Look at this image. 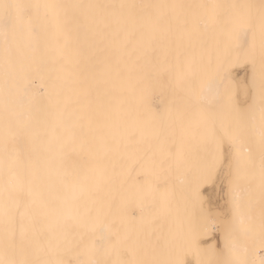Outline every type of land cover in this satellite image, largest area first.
Segmentation results:
<instances>
[{
    "label": "bare ground",
    "instance_id": "obj_1",
    "mask_svg": "<svg viewBox=\"0 0 264 264\" xmlns=\"http://www.w3.org/2000/svg\"><path fill=\"white\" fill-rule=\"evenodd\" d=\"M263 94L264 0H0V264H126L132 226L153 204L188 212L189 196L175 199L184 186L208 195L219 222L231 218L232 199L253 190V179L229 175L250 150L239 130L208 139L224 157L210 185L202 171L188 178L165 167H176L185 145L174 146L182 116L238 110L260 119ZM247 203L241 226L255 210ZM207 219L179 238L208 248L222 241ZM241 243L237 252L264 264V245Z\"/></svg>",
    "mask_w": 264,
    "mask_h": 264
},
{
    "label": "rangeland",
    "instance_id": "obj_2",
    "mask_svg": "<svg viewBox=\"0 0 264 264\" xmlns=\"http://www.w3.org/2000/svg\"><path fill=\"white\" fill-rule=\"evenodd\" d=\"M235 67H237L236 69L238 70V69H241L243 66L242 65H240V64H237L236 66H234V69H235ZM240 67V68H239ZM231 84H233V83H230V86H232L233 87V85H231ZM230 86H228L229 87V89H231L232 87H230ZM258 100H257V103H258V105L260 104V105H262L263 107H264V94L263 95H261L260 97H258L257 98ZM262 99V100H261ZM260 100V101H259ZM241 111H238L237 110V112H235L236 114H237V116L236 115H233V114H235V113H233L232 112V115H230L231 113H229L228 115L226 114V112H222V113H217V111H215V112H205V113H197V114H190L188 117L187 116H182L181 117V119L179 120V122L180 123H182L183 122V124L179 127V128H177L176 130H178L177 132H176V143L174 144V146H176V147H179L180 148V143L181 142H185V145H184V147H183V150H180L179 151V154L177 155V157H176V163L177 164H175L176 165V167H165V170L166 169H168V170H173L174 172H181L182 173V175L183 176H186V177H188V178H190V177H194L195 175H197L199 172H201L200 174V177H204V178H206V180H207V182L205 183V186H207V185H210L211 184V181L210 180H212V179H214L215 178V176L217 175V172H219L221 169H222V167H223V163H224V157H222V154H220L221 153V151H220V148H218L216 145H214V144H212V142H209L208 141V139L210 138V137H213V136H215V135H217V133H219V134H223V133H225L226 134V132H228V133H232L233 135H235V134H237V131H238V135H235V136H237V137H240V138H242L243 140L241 141V143H243L245 146H248V147H250V150H249V153H244V155L242 154L241 156H245L244 158L245 159H243V157H242V159H240L241 158V156L240 157H238L239 155H237V158H235L234 159V161H232V165H230V171H229V175L231 174H233L234 172H235V174H236V177L237 178H239V179H241V178H243V177H245V178H251V180H252V182H250V185L249 186H251L252 187V189L253 190H251L252 192H251V195L250 194H248L247 195V197H243V201H242V198H240V200H241V202H239V198H237V200L236 199H232V200H235L236 202H238V203H235V201H234V203H233V201L231 202V209H233V215H232V213H231V215L233 216H231V218H233V219H231V218H227L226 220H222V221H220L219 222V219H218V217H216L217 215H215L216 213L213 211L212 213H211V208L209 207V205H208V203L206 204V202H208V195H204V194H202V192H201V194H200V192H198V191H196V192H194V193H191L192 194V196L190 195V193H189V187L188 186H184L183 188H182V191H181V195L180 196H177L178 194H175V199L177 198V199H181V198H185V197H182V196H186V195H188L189 196V198H186V200L187 201H189L188 203H189V207H188V212H186V214H177V213H175L174 211V209L173 208H171L170 210L169 209H167L166 207H165V204H159V202H158V204H153L152 205V207L150 208V209H148L147 211H145L144 213H143V217H142V221L139 223V225H136V226H132L133 228H132V231L129 233V238L132 236V238H130L129 239V243H128V245H127V248L125 249L126 250V256H128V257H126V259H125V261L127 262L126 264H132V262H133V264H168L171 260H173V263L174 264H191V263H193V264H209L210 262H211V260H212V262H213V260H214V263L213 264H231L232 262H233V264H240L241 262H243V263H241V264H254V262H251L250 260L248 261V258L247 257H245L244 255H243V253H241V252H237L236 251V249H237V246L236 245H240V243L241 244H247L248 243V240H250V242H253V243H251L252 244V246L254 247L253 249L255 250V249H260V251L262 250V252H263V249H261L260 248V246L261 245H264V239L262 238L263 237V234H264V222H263V220H264V217H263V215H264V188H262V187H264V183L261 185V186H257L256 185V181H255V179H259V178H262V179H264V158H262V154L264 153V134H263V140H261V142L259 141L258 142V139H256L255 137H257V134H256V132L257 131H255V128H256V130H258L257 129V127L259 126V127H262L263 128V130L261 131L262 133L264 132V118H262V117H264V111H261L262 112V114H260V115H263V116H261V118L259 119L258 118V116H259V114L258 113H260L259 111H251L250 113H249V117L247 116V114H248V112H247V114H245L246 112H244V114L241 112ZM225 113V114H224ZM240 114H242V117H240L241 115ZM222 115V116H221ZM230 115V116H229ZM226 117V118H225ZM230 119H229V118ZM244 117H245V119H244ZM252 117H254V118H252ZM260 117V116H259ZM222 118H224V119H222ZM241 119V120H239L240 122H242L241 124H239L240 122L239 121H237V119ZM249 118V119H248ZM252 118V120H250ZM236 119V120H235ZM253 119L254 120H256L257 119V121H253ZM259 119V120H258ZM178 120V119H177ZM224 120V121H223ZM234 120V121H233ZM248 120L250 121V122H248ZM261 120V121H260ZM197 121H199V122H197ZM262 121H263V123H262ZM189 122V123H188ZM198 124H197V123ZM218 122V123H217ZM225 122V123H224ZM231 122H236V123H231ZM246 122H248V123H246ZM258 122V123H257ZM194 123L196 124V125H194ZM216 123V124H215ZM229 123V124H228ZM244 123H246V124H244ZM254 123H257L256 125H257V127H256V125L254 124ZM222 124V125H221ZM227 124V125H226ZM231 124H232V126H231ZM235 124V127L233 128V125ZM239 124V125H238ZM242 124H243V126H242ZM250 124V125H249ZM259 124H261V125H259ZM180 125V124H179ZM238 125V126H237ZM254 125V126H253ZM186 126H188V128L186 127ZM201 126H204L205 127V129H206V131H205V133L203 134V136H200V135H198V132H197V129L199 128V127H201ZM223 126V127H222ZM227 126V127H226ZM245 126H247L246 127V129H245ZM220 127V128H219ZM229 127V128H228ZM249 127H251V130H250V132H251V134L253 135V136H251V134L249 133V131H248V133H247V130H249L248 128ZM188 130H187V129ZM216 128H217V131H216ZM222 128V129H221ZM242 128V129H241ZM253 128H254V130H253ZM219 129H220V131H219ZM226 129V130H225ZM230 129V130H229ZM234 129H236V130H234ZM246 130V131H245ZM219 131V132H218ZM222 131V132H221ZM234 131V132H233ZM242 131H244L243 132V134H244V136H243V134H241L240 135V133H242ZM217 132V133H216ZM221 132V133H220ZM253 132H255V133H253ZM235 133V134H234ZM225 134L222 136L221 135V137H224L225 136ZM248 134V135H247ZM250 134V135H249ZM256 135V136H255ZM202 137H203V140H202ZM247 137V138H246ZM252 137H254V138H252ZM251 138H252V140H251ZM248 139V140H247ZM181 141V142H180ZM263 141V142H262ZM246 142V143H245ZM258 142V143H257ZM238 143V142H237ZM240 143V144H241ZM260 144V145H259ZM213 154L212 156V162H211V170H206V168L208 167L207 166V162H208V157H209V154ZM251 153V154H250ZM218 154V155H217ZM247 155V156H246ZM249 155H250V160H249ZM253 155H255V156H253ZM259 156H261V157H259ZM258 158H261V159H259L258 160ZM223 160V162L220 164V162ZM254 159V160H253ZM220 160V161H219ZM243 160H245V161H247V163H248V165H246L247 163L245 162V161H243ZM249 160V161H248ZM252 160V161H251ZM261 160V162L263 163V166H262V169H261V162H258V161H260ZM253 162V163H252ZM193 163V164H192ZM236 163V164H235ZM255 163V164H254ZM259 163V164H258ZM216 165H219V166H216ZM221 165V166H220ZM237 165V166H236ZM249 165H250V167H249ZM253 165V166H252ZM258 165H260V166H258ZM199 166V167H198ZM205 166V167H204ZM231 166H232V168H231ZM235 166V167H234ZM217 167V168H216ZM258 167V168H257ZM219 168H221V169H219ZM224 168H225V166H224ZM251 168V169H250ZM219 169V170H218ZM218 170V171H217ZM235 170V171H234ZM254 170V171H253ZM217 171V172H216ZM234 171V172H233ZM240 171V172H239ZM257 171V172H256ZM260 171V172H259ZM231 172V173H230ZM233 172V173H232ZM255 172V173H254ZM263 172V173H262ZM213 173V175H215V176H213V175H211ZM188 174V175H187ZM256 174H258V176L256 175ZM243 175V176H242ZM212 177V178H211ZM231 177H234V176H231ZM255 177V178H254ZM255 181V182H254ZM262 182H260V184H261ZM191 184V183H190ZM260 187V188H259ZM256 189V190H255ZM255 191V192H254ZM255 193V194H254ZM257 193V194H256ZM203 195V196H202ZM261 195V196H260ZM157 196H160L161 198H162V194L160 193V191L159 192H157V193H154L153 195H148V196H146V197H144V200H150V199H157L158 197ZM255 196V197H254ZM202 197H204V198H202ZM207 199H206V198ZM191 198V199H190ZM250 198V199H249ZM252 198V199H251ZM256 198V199H255ZM203 199V200H202ZM204 199H205V201H204ZM246 199V200H245ZM247 199H249V200H247ZM254 199V200H253ZM250 200H253L252 201V203H251V201ZM261 200V201H260ZM203 201V202H202ZM246 201V202H245ZM255 201V202H254ZM259 201V202H258ZM199 202H201V203H199ZM247 202H250L251 204H255L256 206H254L251 210H253L254 208H255V210H253V211H251V212H249V216L252 218H249L248 219V221H247V219H245V222H242V226L243 227H245L246 228V231L248 232H246V231H244V228H242V226H241V224H239V223H241V222H239V217L238 216H240V215H242L243 213V211L244 212H246L247 211V206H246V204H248ZM254 202V203H253ZM256 202L258 203V204H256ZM237 204V206L239 205V211H237L236 212V210H237V206L236 205H233V204ZM205 204V205H204ZM240 204H242V206H240ZM245 204V205H244ZM260 204V205H259ZM163 205V206H162ZM204 205V206H203ZM208 207H207V206ZM244 205V206H243ZM257 205H258V208H257ZM202 207H203V209H202ZM206 209H205V208ZM262 207V208H261ZM201 208V209H200ZM235 208V209H234ZM205 209V211L203 212V210ZM207 209H210V210H207ZM240 210H242V211H240ZM259 211V213H258V211ZM260 210H261V212H260ZM230 211H232V210H230ZM235 212V213H234ZM238 212H240V213H242V214H238ZM195 213V214H194ZM206 213V214H205ZM237 213V215L235 216V214ZM257 213V215H254V214H256ZM190 214V215H189ZM181 215H183V216H181ZM203 215V216H202ZM212 215H213V217H212ZM218 215H220V214H218ZM230 215V214H229ZM186 216V217H185ZM253 216V217H252ZM257 217V219L255 218V217ZM260 216V217H259ZM181 218V220H183V221H181L180 220V218L179 219H177V218ZM183 217V218H182ZM185 217V218H184ZM211 217V218H210ZM206 219V221L208 220L207 218H209L210 220H214V223H212L213 224V228H212V230H211V227L209 228L210 230H211V232L213 231V233L214 234H217V236H219L220 237V233H219V231H218V229L222 232V235H224L223 237H220L221 239H222V241H217V242H215V244H212L210 247H212V248H208V246H199V245H195L196 243L194 242V244H193V242H187V241H184V240H181L180 238H179V236H180V234L182 235H186L185 233H186V231H187V233H193L195 230H196V227L198 226L197 225V223L199 222V221H201V220H204L205 221V219ZM235 218H237V220L235 219ZM197 219V220H196ZM200 219V220H199ZM229 219V220H228ZM250 219H251V221H250ZM253 219H256L257 220V222L255 221V224H254V221H253ZM261 219H263V220H261ZM185 220H186V222H185ZM188 220H191V222L190 221H188ZM232 220H233V222H232ZM234 220H235V222H234ZM260 220V221H259ZM177 221H178V223H177ZM216 221H217V223H216ZM241 221V220H240ZM248 222V224H247V222ZM250 221V222H249ZM171 222V223H170ZM174 222V223H173ZM219 222V223H218ZM223 222V223H222ZM224 222H225V224H224ZM229 222V224L231 223V225L233 224V225H235V226H231V225H229L230 227H231V230H229L230 228L228 227V225H226V223H228ZM253 222V223H252ZM261 222H263V223H261ZM176 223V224H175ZM185 223H187V224H185ZM196 223V225H194ZM234 223H236V224H234ZM243 223H245V224H247V225H245V224H243ZM189 224H190V226H189ZM216 226H215V225ZM238 224H239V226H240V229H243V232H242V230H239L238 228H239V226H238ZM251 224H252V226H251ZM260 224V225H259ZM184 225V226H183ZM193 225V226H192ZM219 225V226H218ZM220 225H222V228L220 227ZM181 226V227H180ZM186 226H187V228H186ZM196 226V227H195ZM224 226H226V227H224ZM236 226H238L236 229L237 230H235V228H233L232 229V227H236ZM260 226H262V227H260ZM250 227V228H249ZM256 227V228H255ZM193 228V229H192ZM195 228V229H194ZM224 228V229H223ZM252 228V229H251ZM186 229V230H185ZM189 229V230H188ZM192 229V230H191ZM260 229V230H259ZM262 229V230H261ZM192 232H191V231ZM225 230V231H224ZM229 230V231H228ZM233 230H234V232L236 231V233L235 234H230V233H232L233 232ZM167 231V232H166ZM189 231V232H188ZM231 231V232H230ZM238 231V232H237ZM253 233V234H251V235H248L249 233H251V232ZM217 232V233H216ZM224 232H226V233H224ZM227 232H229V233H227ZM243 234H242V233ZM262 232V233H261ZM219 233V234H218ZM238 233V234H237ZM260 233V234H259ZM132 234V235H131ZM171 234V235H170ZM240 234V235H239ZM247 234V235H246ZM221 235V236H222ZM231 235V236H230ZM256 235V236H255ZM203 236V235H202ZM201 236V237H202ZM248 236L250 237V236H254V237H250V238H248ZM170 237V238H169ZM177 237V238H176ZM233 237L236 239V238H238L237 239V241L235 240V239H233ZM141 238V239H140ZM248 238V239H247ZM225 239V240H224ZM227 239V240H226ZM229 239V240H228ZM241 239V240H240ZM242 239H244V240H242ZM257 239H258V241H257ZM182 241H184V242H182ZM227 241H228V243H227ZM241 241V242H240ZM180 242H181V245H179L180 244ZM220 242H223V244H225V246H223V244H222V246H221V243ZM225 242V243H224ZM238 242H240L239 244H238ZM259 242H261V244H259ZM184 243V244H183ZM216 243H218L217 245H219V246H221V247H219L220 249H221V251L218 249V251H217V248L218 247H216L215 245H216ZM220 243V244H219ZM237 243V244H236ZM198 244V243H197ZM233 246H232V245ZM188 245V246H187ZM190 245V246H189ZM195 245V246H194ZM226 245H227V247H226ZM229 245V246H228ZM258 245H260V246H258ZM181 246V247H180ZM184 246H185V248H184ZM197 246V247H196ZM234 246H235V248H234ZM183 247V248H182ZM202 247V248H201ZM215 249H214V248ZM224 247V248H223ZM226 247V248H225ZM230 247V248H229ZM257 247V248H256ZM194 248V249H193ZM201 248V249H200ZM203 248H205L204 250H203ZM208 248V249H207ZM144 249V250H143ZM150 249V250H149ZM179 249V250H178ZM184 249V250H183ZM200 249V250H199ZM226 249H227V251H226ZM234 250V254L232 255V252H230L231 250ZM130 250H132V252H134L133 253V255L131 254V252H130ZM178 250V251H177ZM199 250V251H198ZM206 251L205 253L204 252H202V251ZM208 250V251H207ZM229 250V251H228ZM176 253H175V252ZM200 251H201V254H200ZM215 251L217 252V253H215ZM224 251V252H223ZM259 251V252H260ZM192 252H194V253H192ZM196 252V253H195ZM209 252V253H208ZM129 253V254H128ZM192 253V254H191ZM220 253V254H219ZM237 253H239V254H237ZM162 254H163V256H162ZM178 254H180L179 256H178ZM183 254V255H182ZM188 256V254L190 255H195L194 256V258L191 260V258L193 257H191V255L190 256H188V258H186V255ZM214 256H213V255ZM240 254H242V255H240ZM130 255V256H129ZM198 255H199V257H198ZM225 255V256H224ZM239 255V259L240 260H238V256ZM133 256V257H132ZM184 256V257H183ZM207 256V257H206ZM215 256H217V257H215ZM223 256V257H222ZM235 256H236V259L238 260V262L236 261V259H235ZM242 256H244L243 258H246L247 260V262L245 261L244 262V259L242 258ZM149 257V258H148ZM190 257V258H189ZM196 257V258H195ZM198 257V258H197ZM202 257V258H201ZM211 257V258H210ZM215 259H214V258ZM228 257V258H227ZM234 257V258H233ZM132 259V261H131V259ZM172 258V259H171ZM217 258V259H216ZM226 258V259H225ZM146 259V260H145ZM187 259H189V260H187ZM206 259V260H205ZM228 259H230V260H228ZM241 259H243V260H241ZM150 260V261H149ZM183 260H185V261H183ZM195 260V261H194ZM197 260V261H196ZM216 260V261H215ZM218 260V261H217ZM224 262H223V261ZM234 260V261H233ZM261 260L262 259H260L258 262V264H261ZM185 262V263H183V262ZM191 263H190V262ZM204 261H206V262H204ZM208 261H210V262H208ZM229 262V263H227V262ZM240 261V262H239ZM130 262V263H129ZM199 262V263H198ZM211 262V263H212ZM237 262V263H236ZM210 263V264H211ZM255 263H257V261L255 262ZM263 263H264V260H263Z\"/></svg>",
    "mask_w": 264,
    "mask_h": 264
}]
</instances>
